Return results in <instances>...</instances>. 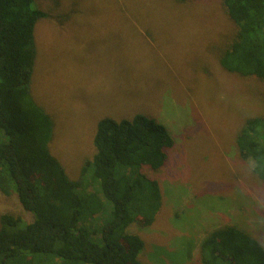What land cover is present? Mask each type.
I'll use <instances>...</instances> for the list:
<instances>
[{"label":"rangeland","instance_id":"rangeland-1","mask_svg":"<svg viewBox=\"0 0 264 264\" xmlns=\"http://www.w3.org/2000/svg\"><path fill=\"white\" fill-rule=\"evenodd\" d=\"M34 101L52 121L49 150L69 177L94 153L102 117L141 113L174 139L157 171L155 219L127 231L144 241L146 264H201L199 245L214 229L237 226L264 247V185L240 159L235 136L264 114V80L227 72L217 56L235 27L221 0H40ZM29 220L14 195L0 214Z\"/></svg>","mask_w":264,"mask_h":264},{"label":"trees","instance_id":"trees-1","mask_svg":"<svg viewBox=\"0 0 264 264\" xmlns=\"http://www.w3.org/2000/svg\"><path fill=\"white\" fill-rule=\"evenodd\" d=\"M185 2L186 0H174ZM40 0H0V193L23 210L0 214V264H146L143 239L127 228L151 223L162 205L156 179L141 169L164 166L174 139L161 123L135 113L97 120L94 153L77 179L49 150L52 121L32 96L34 30ZM235 27L218 63L264 80V0H221ZM237 154L264 185V114L248 116ZM201 264H264L257 238L227 225L199 245Z\"/></svg>","mask_w":264,"mask_h":264}]
</instances>
